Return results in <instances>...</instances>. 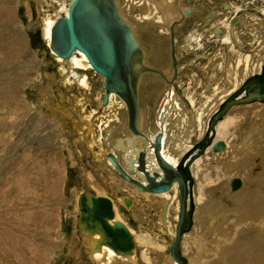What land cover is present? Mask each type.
I'll list each match as a JSON object with an SVG mask.
<instances>
[{
    "label": "rangeland",
    "instance_id": "rangeland-1",
    "mask_svg": "<svg viewBox=\"0 0 264 264\" xmlns=\"http://www.w3.org/2000/svg\"><path fill=\"white\" fill-rule=\"evenodd\" d=\"M156 1H159L157 7L162 21L154 19L148 24H139L143 31L140 33L142 47L152 48V39L158 38L159 43L152 50L156 53L167 46L162 51L168 52L172 48L168 45L169 35L174 27L179 53V56L176 53L177 67L182 72L177 90L178 79L172 82L171 89L168 86L164 89V78L144 74L140 93L142 115L143 101L150 104L147 95L157 94V100H150L162 108L161 116L167 100H173L177 92L187 106L195 101L203 104L194 92L195 85L208 84L211 68L225 65L230 56L237 55L239 60L242 55L244 59V51H248V44L253 40L243 34L246 27L234 20L241 19L248 11L249 18L253 14L262 17V36L264 0ZM140 5L133 6L132 13ZM54 7L58 8L56 12ZM226 8L230 11L227 18L218 19L225 15ZM186 9L194 10V16L183 18ZM44 11L47 15H56V19L65 16L62 8L47 0H0V264H94L88 239L79 225L83 194L113 201L119 220L129 228L136 243L138 261L132 264H172L175 215L180 213L175 208L169 209L167 227L161 226L159 220L162 218L164 222L161 214L165 213V206L160 207L159 196L139 191L112 164L108 166L105 155L110 151L101 136L107 135L108 127L100 128L109 113L103 102L105 78L94 71L80 72L88 77L89 88H85L80 86L72 68L58 64L44 39ZM217 11L221 14L215 20ZM160 26H169V35H166L168 31L161 34ZM212 30L214 34L208 38ZM192 33L201 46H194L195 38L188 41L190 44L185 42ZM223 33L232 36L231 41L236 43L242 37L240 48H233L237 52L224 43ZM151 48L147 52L152 62ZM263 48L264 45L256 47L253 52L261 50L264 57ZM161 59L164 63L158 60V65L153 67L164 73L169 72L168 68L172 70L170 55ZM250 60L251 64L253 58ZM227 68H231L229 64ZM243 70L246 73L245 65ZM174 75L167 76L168 82ZM232 82L238 83L235 71ZM157 85L164 92L152 89ZM156 105L147 109H154ZM231 108L215 128V137L219 125L221 133L227 134L230 152L218 160L212 157L213 152L207 151L191 167L197 207L194 226L183 242V254L196 259L202 255L208 260L206 264H264V231L261 232L264 228V103H257L255 107L249 104V108L240 106L235 112ZM149 121L156 125V118L154 122L151 118ZM209 121L204 123L206 131ZM125 125L127 112L121 110L110 128H117L121 134L126 131ZM202 131L201 138L205 128ZM199 136L193 137V146L201 139ZM236 177L242 180L243 186L233 192L231 181ZM127 197L133 200L131 205L125 204ZM201 239L206 256L200 252ZM118 264L131 263L120 261Z\"/></svg>",
    "mask_w": 264,
    "mask_h": 264
},
{
    "label": "bare ground",
    "instance_id": "bare-ground-1",
    "mask_svg": "<svg viewBox=\"0 0 264 264\" xmlns=\"http://www.w3.org/2000/svg\"><path fill=\"white\" fill-rule=\"evenodd\" d=\"M47 1H49V3H51V4H54L55 6H58L59 8H62L63 11L65 12V15H68L70 4H71V2L73 0L70 2V4H69V0H47ZM115 1L117 3L118 10L120 12L121 17L131 27V30H132V32H133V34L135 36V39L137 40L139 46L143 50L144 63L147 66H149L150 68L155 69V66L153 67V64L154 65L157 64L156 62L158 60H160V62H161L162 61L161 58H163L165 55H170V60L172 61V70H173V72H172V70L170 68H168L169 72L167 71V72H165L166 73L165 74L161 69L158 70V68H156L155 71H145L144 73H142L140 75V77L138 79L137 92H138V101H139V116H138V119H137V127L140 130V134L139 133H135L131 129V127L129 126V116H128L127 104H126L125 100L121 96L117 95L116 93H110L109 94V102L107 104H105L107 107L106 108L104 107L106 110H109V113H108L109 116L107 115L105 117V120H106L105 122L104 121H101L102 123L100 122L101 123V127H100L101 129L104 128V130H105V128H107V127H108L107 130L109 129V131L105 130L107 132L106 136H104L103 133L101 134L102 140H106V142H107L106 147L110 151V153L108 152L105 155L106 160L108 162V166L112 164L113 168L116 169L117 172L123 177V175L118 171V169L115 167V165H113V163L108 158L109 155H114L116 157L117 161L123 167L124 171L126 173H128V175H130L136 181H140L143 185H148L149 179L147 178V173L140 169L141 163L143 161L145 162L147 171L152 176L157 175V177H158V174L160 173V176L158 177V178H160L162 175H165V171L161 167V161H160L159 157L157 156V149L155 148V145H154L158 133H162L163 134V138H162V141H161V149H160L161 155L163 156V158L169 164L173 165L174 167H177L182 159L185 160L186 159L185 158L186 155H188L190 153V151H192L191 150L192 149V145H187L184 149H181L182 148V144H183L182 140L184 139V137H180V135L176 131L169 129V134L165 133V130H167V127H168L167 115L166 116H163V115L160 116L159 115V121H157L158 127H156L155 124L154 125H152V123L150 124L149 119L151 118V120L153 122H154V119H153L152 114L149 115L148 113L149 112L153 113V109H147V106H151L152 104L156 105L155 100H157L156 99L157 97L159 98V96L157 94H155L153 96L151 94H150V96L147 95V97H149L150 104H148V102L146 103V101H143V106H142L143 111H144L143 115H142L141 103H140V93L142 91L141 87L143 85L142 82H143L144 76H146L144 74L148 75V73H151V74L159 75L162 78H164V80H162V84H163V88L164 89L167 86L169 87V89H171L173 87L172 81L168 82V79H167V76H168V78H171L173 76V73H176L175 72V68L173 66V56H172V54H173V41H174L175 56H176V53L179 56V53L176 52L175 33H174V38L172 37V31L174 32V27H172L171 35H169V28H168L169 26H167V28H165L166 26L165 27H163V26L159 27V31H160L161 34L164 33L163 31H165V32L168 31L167 32L168 34H166V35L171 36V41H169L168 45H169L170 48L171 47L172 48L169 49V51H168L169 54H167L168 53L167 51H166V53H164V50L162 51V49L164 47H167V46H163L159 50V52H156V53H155V51L152 50V49L155 48V43L158 42V38H153L152 39L153 40V46H152V48L150 47L151 50H152V56H153V61L152 62L149 61V55H148V52H147L150 48L146 47L147 50H145V48L143 49V47H142V44H141L142 43V40H141L142 34H140V33L143 32V31H142V28H141L142 24L140 26H139V24L142 23V22L144 24L145 23L148 24L147 23L148 21L150 22V20H154V19L162 21V19L160 18V13H159L158 7H157L159 1H156V0H115ZM139 4H141V5H140V8L137 9V12L135 14H134V12L132 13V11H131L132 7L136 6V5H139ZM159 5H161V4H159ZM231 6H232V10L235 9V7H236V6H233V5H231ZM178 8L181 11V7L179 6ZM57 9L58 8L54 7L53 10H55V12H56ZM187 10L188 9H186L185 12ZM185 12L182 14V15H184L183 18L184 17L187 18V16H189L190 18L192 17L191 14H193V10H190V13H185ZM233 12H235V11H233ZM237 13H239V12H237ZM248 14H249V11H248V13H246L245 15L242 16V18L240 19V23L239 24H243L244 27H246V30H245V32H243V34L245 36H247V39L252 38L253 41L251 43H249L248 46L253 47L254 46L253 44L258 42V40L260 38L261 30L263 28V24H262V22H261L262 20H260V18H257L255 16H251V18H249ZM57 20L58 19H56V15H54V16L53 15H47L45 13V11H44V16L42 18V22H43V24H42L43 25V29L42 30H43V33H44V39L46 40L47 47H49L51 49V51H52V54L54 56H56L55 58H56V61L58 62V64H60V66H63V67L64 66H69L70 68H72L73 74L75 76L78 75L80 86L85 87V88H89L88 77L84 73H83L84 75H80V72L94 71L95 73H98L103 78H105L102 74H100L99 72H96L93 69V67L90 64V62L88 61L87 57L80 51H75L72 54V56L70 58H68V59H64V58L60 57L59 55H57L56 53H54V51L52 49V45H51L52 29H53L55 23L57 22ZM213 34H214V32H213ZM194 38H195L194 34L192 33L190 35V37L185 40V42L190 44V42H188V41H192ZM200 39H201V37H200ZM231 39H233L232 36H229V35H224L223 36L224 43L229 44V46L232 47L233 52H237L236 49H233V48H235L234 47L235 45L238 46V48H240V45H241L240 42H242L243 39L240 36L239 39H238L239 42H237V43L235 41H231ZM198 40L199 39L196 37L195 38L196 43L198 42ZM145 42H147V41H145ZM263 42H264V33H263L262 37L260 38L259 44L261 46H263ZM191 43L193 44V42H191ZM160 44H161V42H160ZM180 46L183 47V45H180ZM177 48H178V46H177ZM177 50H179V49H177ZM180 50H179V52H180ZM236 56L233 55L232 57L237 62L238 58ZM250 58H251L250 54L248 52H245L244 59L239 61L240 65H242V66L245 65V67L247 68V72L249 71V68H250V62H251ZM176 60H177V58H176ZM148 61L152 64V66H151V64L149 65V63H147ZM163 63L164 62H161L160 64H163ZM165 65L166 64L162 65L164 70H165V67H166ZM230 65H234L232 60H231V64ZM224 66L225 65H223V67ZM178 68L179 67H177V73H178ZM217 68H219V67L217 66ZM224 68H226V67H224ZM230 69H231V72H234L233 67H231ZM160 72H162V74ZM259 74H261V72ZM174 76H175V79H176L177 78V74L174 75ZM256 80H259V78H254L252 80V82H256ZM208 82H209V85H210V88H211V90L208 91V92L210 93V92L215 91L213 93V95H216V96L224 92L223 95H225L227 97L228 94H230V93L232 94V92L234 94L235 91H238V88L240 86V84L236 85V82H235L236 86L235 85L233 86L232 82H228L227 84H224V82H216L215 79H208ZM228 85L231 86V89L228 92H226L228 90V88H227ZM222 86H224V87L221 88ZM230 86H229V88H230ZM154 89L158 90V91H161V92H164V90L161 88V85L155 86ZM177 96H178V93H176L175 97H177ZM142 97L144 99V97H145L144 94H142ZM150 98H154L155 99L154 102H152L150 100ZM169 98H170V96H169ZM209 103L210 104L212 103V99L211 98H209ZM253 103H255V102L245 103V104H253ZM261 103H264V102H261ZM204 105H206V104H204ZM243 105L244 104H233L231 107H233V106L239 107V106H243ZM230 108L228 109V111L230 110ZM172 109H173V103H172V101L170 99L165 104L163 113L164 114H170ZM121 110H124L125 113L127 112V126L125 125L126 131L122 132L120 134L119 131L117 130V128H110V126H111V123H112L114 117L116 116V113L119 114V112ZM145 110L147 111V114H145ZM228 111L226 112V114H228ZM232 112H235V109H233ZM160 114H161V112H160ZM184 116H185V122L189 121L192 124H198L199 127L201 128V131H202V128H205L204 127V122H203V116H204V111L203 110L196 111V115L195 116L193 114H191L188 110H186V113H185ZM224 116L220 120H223ZM161 120H163L164 122H162ZM169 124L171 125V123H169ZM216 125H218V124H216ZM179 127H180L179 125H176V129H179ZM185 127H186V125H185ZM215 128H216V126H215ZM113 131H114V133H113ZM201 133H204V132L202 131ZM195 135H196V133H195ZM218 137H221V136H219V133L217 132L216 137L214 135L212 144L208 146V148L205 150L203 155H205V153H207V151L210 150V153L213 152L212 155H216L214 158L219 160L220 158L222 159V157L226 156V152H230L231 146H230L229 140H227V141L225 140L226 147H225L224 150L215 151L213 149V146L216 143V142H214V140H217ZM250 143L251 142H249V144ZM104 151H106V150H104ZM177 151H179V152L177 153ZM199 157H201V156H199ZM198 158H195L194 160H189L190 161L189 163H191L190 169L194 165L193 163L196 162L195 160L198 159ZM197 163L198 162H196V164ZM191 173H192V176H193L192 170H191ZM123 179L125 181L129 182L130 184L136 186L139 189L137 183L129 181L125 177H123ZM194 182H195V180H194V176H193V188H192L191 195L188 196V200H187L188 205L192 208V211H193V216H192L193 223H192L191 229L189 231H186L183 234L182 252H183V242H184L185 236H186L187 233H189L192 230V228L194 226V214H195L196 207H197V206H195L196 203H195V197H194V194H193L194 193ZM177 184L179 185V188H178ZM242 186H243V182H242L241 186L238 189L233 190L232 187H231V189H232L233 192H237V191H239L242 188ZM139 191H142L144 193L149 192V193H152L154 195H158L159 196L160 204H161L160 207L163 208L165 206L164 207L165 213L163 215L161 214V217H163L164 222L162 221V218H160V220H159L161 226L167 227L169 209L172 211L175 208L177 213L178 212L180 213V203H181L183 192H182V187H181V184H180L179 180H176L172 184V187H171L170 190H168L166 192H163V193H153V192L150 191V189L149 190H147V189L146 190H140L139 189ZM173 194H174V196L172 197ZM86 196H87L88 201H90L92 197H98V196H94V195H86ZM132 203H133V200H131V199H130V202H126L125 201L126 205H131ZM112 204H113V201H112ZM174 205H176V206L174 207ZM80 207H81V217H80L79 225H80L81 232H83L84 233L83 235L85 236V238L88 239L87 240L88 247H89V250L91 252L90 256H91V260H92V262H94V264H118V262H120V261L131 263V264L132 263H137L138 259H137V255L135 254V251H136L137 247H136V243H135L134 238H133L134 247L130 251H120V250L115 249L107 241L106 235H105V231L103 230L102 227L98 226L96 229H89L87 227L86 222L82 219L83 215H84V212L82 210L81 198H80ZM113 208H114L115 216H114L113 219L110 220L111 224H115V221H120L118 216H117V211H116L117 208H116V206L114 204H113ZM163 212H164V210H163ZM179 216H180V214H178V215L176 214L175 215V218H176L177 222L179 220ZM176 226H177V224H176ZM261 230H262L261 232H263L264 228H261ZM262 235H264V234H262ZM175 237H176V235H175ZM222 238H224V237H222ZM195 244L198 245L196 241H195ZM262 244H264V242H262ZM204 248H205L204 247V242L201 239L200 240V249H201L200 252H202L203 255L205 254L204 253ZM206 255L207 254H205V256ZM171 257L173 259L172 264H179L173 258L172 254H171ZM210 259L211 258H209V260ZM187 260H188V264H206L207 261H208L202 255L198 256L197 259L194 257V258H187Z\"/></svg>",
    "mask_w": 264,
    "mask_h": 264
},
{
    "label": "water",
    "instance_id": "water-1",
    "mask_svg": "<svg viewBox=\"0 0 264 264\" xmlns=\"http://www.w3.org/2000/svg\"><path fill=\"white\" fill-rule=\"evenodd\" d=\"M190 13V9L186 11ZM174 38V32L172 31ZM52 49L54 53L68 59L75 51L82 52L96 72L105 77L104 104L109 102V94L116 93L121 96L128 107L129 126L135 133L140 134L137 127L139 116V101L137 83L140 75L145 71H155L144 63V53L139 46L131 27L124 21L118 10L115 0H73L70 4L68 15L60 17L52 29ZM173 66L177 74V60L174 52L173 41ZM162 74V72H160ZM254 78H259L252 82ZM261 101L264 102V64L261 74H255L247 79L241 87L228 97L212 115L206 134L192 147V151L181 160L177 167L169 164L161 155L162 133H158L155 140L157 156L165 175L160 178V173L152 176L146 168L145 162L140 169L147 173L148 185L133 179L126 173L114 155H109V160L127 180L137 183L140 190H149L153 193H163L171 189L172 184L179 180L182 187L180 203V216L176 226V237L171 247V254L179 264H188L187 257L182 252L183 234L189 231L193 223V211L188 205V196L193 188V176L189 160H194L203 155L212 144L215 135V126L223 118L233 104H245ZM225 142L217 141L213 149L224 150ZM242 184L240 178H233L231 187L238 189ZM130 202V198L125 199ZM83 220L89 229L98 226L105 231L106 239L115 249L130 251L134 247L133 236L129 229L120 221L111 224L115 212L113 204L108 197L81 196Z\"/></svg>",
    "mask_w": 264,
    "mask_h": 264
},
{
    "label": "crops",
    "instance_id": "crops-1",
    "mask_svg": "<svg viewBox=\"0 0 264 264\" xmlns=\"http://www.w3.org/2000/svg\"><path fill=\"white\" fill-rule=\"evenodd\" d=\"M263 45H264V42H263ZM235 47H236V45H235ZM237 48H238V46H237ZM261 53H262L261 50L256 53L257 55H255V57L253 58L252 63L250 64V69H249L248 72L246 71V73L244 72L242 65H241L242 66L241 68H238L237 67V66L240 65L239 61L240 60H243L242 59V55H239V60L237 61L238 63L236 62V60L232 56H230L231 59H229L225 63V66L224 67H226V68L223 67L224 63L223 64H220V65L217 64L215 67L211 68V72H210L211 75H209V73H208V75H209L208 77H209V79H215L216 82H224V84H227L228 82H232V72H231L230 69L227 68V64L230 65L231 64V60H232V62L234 63V65H230V66L233 67V70L236 73V77H237V80H238V83H236V85L239 84V81H240V84L241 83H244L247 79H249L250 77H252L256 73L258 74V73L261 72V68H262L261 63L264 62V57H262ZM213 61H217V60L216 59H213ZM217 66L219 68H217ZM181 75H182V72L180 71V68H179L178 74H177V78L175 79V76H174V78L172 80V82H174L175 80L178 79L177 82L175 83V89H176V84H180L181 83L180 82ZM207 81H208V79H207ZM199 84L200 83H198V84L195 85L194 92L198 95L197 98L199 97V101L200 102L204 101L203 104L198 105L197 101H195L196 103H193V104L187 106V103L184 101L182 95L179 92H177L178 93V96L177 97L174 96L173 97V100H171L172 103H173V109L170 112V114H164V113H162L163 116H166L167 115V120H168L167 130L168 131H169V129L170 130H174V131H176L180 135V137H184V139L182 140V143L183 144H182V148L181 149H184L187 145H192V147H193L192 139L195 136V133H196V135H200L199 138H201V128L199 127V125L198 124H192L189 121L188 122H185V116L184 115L186 113V110H188L194 116L196 115V111L203 110L204 111L203 122L205 123V121L206 120H210V118L212 117V115L217 111V109H219V104L221 105L225 100L228 99V97H230V95L233 94V92H232V94L230 93L226 97L225 95H223L224 94V92H223V93H221V94H219V95L216 96V95H213V93L215 91L210 92V93L208 92V91L211 90L210 85H209V82H208V84L207 83H204V86L203 87L202 86L201 87L198 86ZM232 84L234 86V83L233 82H232ZM229 86L230 85H228V87H227L228 90L226 92H228L231 89V86H230V88H229ZM223 87L224 86H222L221 88H223ZM152 89H154V88H152ZM209 98L212 99V103L211 104L209 103ZM193 101H194V99H193ZM257 103H261V101H258V102L256 101L255 103L251 104L252 107H255L257 105ZM204 104H206V105H204ZM244 106H248V108H249V104H245V105L241 106V108H243ZM233 109H235V111H236L237 107H235ZM160 111L162 112V108L159 109V105H156L155 108L153 109L152 116H153V119L156 118V125H155L156 127H158L157 121H159ZM163 111H164V108H163ZM161 121L164 122L163 120H161ZM169 123H171V125ZM176 125H179L181 128L179 127V129H176ZM185 125H186V127H185ZM195 126H197L196 129H195ZM204 127H205V132H206V127L207 126H204ZM221 128H222L221 125H219L218 126V133H219V136H221V137H218L217 140L218 141L222 140V141L225 142L224 138L228 140V137H227V134L226 133H223V132L221 133ZM224 129L225 128L223 127V130ZM198 131L200 133H198ZM166 134H169V132L166 133ZM178 152L179 151H177V153ZM208 153L211 154L210 153V150H208ZM209 154H207V155H209ZM215 156L216 155H212V157H215ZM196 165L197 164L194 163V165L192 166V169Z\"/></svg>",
    "mask_w": 264,
    "mask_h": 264
},
{
    "label": "flooded vegetation",
    "instance_id": "flooded-vegetation-1",
    "mask_svg": "<svg viewBox=\"0 0 264 264\" xmlns=\"http://www.w3.org/2000/svg\"><path fill=\"white\" fill-rule=\"evenodd\" d=\"M226 5V4H225ZM227 8H228V5H227ZM225 9V15L223 16V17H217L218 16V14H221V13H219L218 11L214 14V13H212V15L214 14L215 16H216V18H215V20L218 18V19H222V20H224L225 18H227V12L229 13L230 11L228 10V9ZM194 11V10H193ZM186 13V12H185ZM212 15H210V16H212ZM192 16H194V12H193V14H192ZM252 16H255V17H257V18H259L258 16H256L255 14H253ZM260 20H263L262 19V17L260 18ZM234 22H236V23H240V19L239 18H237L236 20H234ZM208 23L210 24V23H213L212 21H208ZM209 30V29H208ZM217 32V31H216ZM221 32L222 31H219L218 33H220L221 34ZM212 33H213V30H212V32L210 31L209 32V34H208V38H210L211 37V35H212ZM224 34V33H223ZM224 35H227V34H224ZM262 36H261V34H260V38H261ZM260 38H259V40H258V42H256L255 44H253L254 46L253 47H249V49H248V51H244V52H248L249 54H250V56H251V59L252 58H254L255 57V55H257V54H255L253 51V49H255L256 47H261V45L259 44V42H260ZM194 46H196V47H198V46H201V43H199V41L197 42V43H195V45ZM176 47V46H175ZM196 47H194V48H196ZM252 48V50L250 51V49ZM263 64H264V62H262ZM179 70V69H178ZM178 74V73H177Z\"/></svg>",
    "mask_w": 264,
    "mask_h": 264
}]
</instances>
